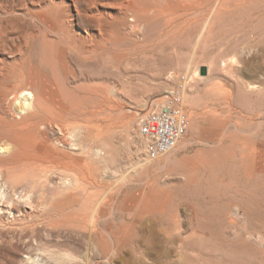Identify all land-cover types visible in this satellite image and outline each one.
<instances>
[{
  "label": "bare ground",
  "instance_id": "1",
  "mask_svg": "<svg viewBox=\"0 0 264 264\" xmlns=\"http://www.w3.org/2000/svg\"><path fill=\"white\" fill-rule=\"evenodd\" d=\"M17 1L0 12L9 16L0 18V264H114L126 254L134 264H156L162 254L183 250L176 242L183 227L174 189L153 177L149 160L174 155L188 140L149 157L147 141L140 134L130 137L144 113L136 112L135 121L124 119L110 77L95 69L111 72L131 51L145 47H207L219 35L247 27L254 38L264 28V0ZM167 78L179 79L173 72ZM181 84L184 108L192 89L180 80L174 89ZM174 89L163 88L153 104L162 105ZM213 89L222 93L218 85ZM211 120L223 127L233 152L243 151L238 163L245 177L262 180L261 126L233 124L217 113ZM195 122L190 119L188 131L196 129ZM120 132L127 135L124 143L116 139ZM232 155L207 152L200 165L185 161L186 167L173 169H181L193 191L203 183V166L211 167V182L224 183L212 169L233 162ZM123 156L130 167L126 175L111 166ZM239 208L230 203L227 212L237 215ZM229 221L238 233L253 234ZM256 257L264 263V251Z\"/></svg>",
  "mask_w": 264,
  "mask_h": 264
},
{
  "label": "rangeland",
  "instance_id": "2",
  "mask_svg": "<svg viewBox=\"0 0 264 264\" xmlns=\"http://www.w3.org/2000/svg\"><path fill=\"white\" fill-rule=\"evenodd\" d=\"M14 1L17 0H0V12L12 10L14 3H18ZM7 17L9 16L0 13L1 20ZM21 18L22 16L19 17ZM262 30L259 29L254 38L251 37L248 27L231 35L221 34L216 42L208 45L209 48L201 45H163L157 50H149L145 47L140 53L131 51L120 67L110 69L111 72L104 66L95 69L98 75L110 77L111 89L115 93L113 98L122 104L124 119L135 121L136 112L145 113L159 107V104L154 105L152 101L163 88L174 89L179 80L188 81L187 89H192L191 93H186L188 100L186 99L184 109L192 123L197 120V127L188 131L185 136L187 139L184 137L188 140V146H183L174 155H165L157 161L149 160L154 164L153 177H159L168 187L174 189L183 227V232L176 234L177 246L183 247V250L169 255L162 254L156 264H264L256 257L259 252L264 251V241L257 234L264 235V176L261 178L263 181L248 180L245 177L243 166L238 163L243 151L237 148L233 152L228 141L221 135L223 127L211 120L213 114L217 113L233 124L249 122L251 126H261L258 137L263 135L264 28ZM153 35L154 33L149 36L152 38ZM127 48H132V45L129 44ZM235 54L238 59L232 62L230 58ZM224 59L228 62L225 66L222 62ZM198 66L202 69H196ZM172 72L178 75V81L167 80ZM213 85H218L222 93H213ZM191 96H197L195 103L190 101ZM166 98L164 95L161 102ZM139 121L137 119L132 127L131 138L139 135ZM122 134L118 133L116 139L124 143L127 135ZM207 152L213 157H217L220 152L237 157L231 163H219L212 169L224 183L219 180L211 182V167L200 168L203 183L197 190L192 191L187 186V176L182 175L181 169L173 167L178 164L186 167L183 163L185 161L191 165H200ZM127 158L118 157L111 161V166L119 168L126 175L129 171L127 168H130L124 166L128 163ZM228 184L231 186H227ZM230 203L239 204V215L227 212ZM229 220L246 226L253 234L246 235L244 232L238 233L235 228L231 229ZM187 230L190 237L183 241ZM123 257L126 261L121 257L114 264H134L132 255L126 254ZM148 260L153 263L151 256L146 258L147 263Z\"/></svg>",
  "mask_w": 264,
  "mask_h": 264
},
{
  "label": "built area",
  "instance_id": "3",
  "mask_svg": "<svg viewBox=\"0 0 264 264\" xmlns=\"http://www.w3.org/2000/svg\"><path fill=\"white\" fill-rule=\"evenodd\" d=\"M184 84L179 85L159 108L143 114L139 134L147 141L148 155L157 158L170 151L188 132L189 114L183 108Z\"/></svg>",
  "mask_w": 264,
  "mask_h": 264
}]
</instances>
